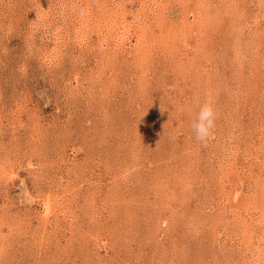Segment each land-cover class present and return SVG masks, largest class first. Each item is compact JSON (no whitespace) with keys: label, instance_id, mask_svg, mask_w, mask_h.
<instances>
[{"label":"rangeland","instance_id":"374dc122","mask_svg":"<svg viewBox=\"0 0 264 264\" xmlns=\"http://www.w3.org/2000/svg\"><path fill=\"white\" fill-rule=\"evenodd\" d=\"M0 264H264V0H0Z\"/></svg>","mask_w":264,"mask_h":264},{"label":"clouds","instance_id":"9594fccd","mask_svg":"<svg viewBox=\"0 0 264 264\" xmlns=\"http://www.w3.org/2000/svg\"><path fill=\"white\" fill-rule=\"evenodd\" d=\"M218 112L213 97L208 98L200 105L192 121V130L198 141L207 143L215 137Z\"/></svg>","mask_w":264,"mask_h":264}]
</instances>
